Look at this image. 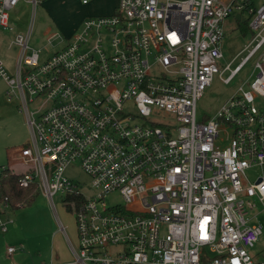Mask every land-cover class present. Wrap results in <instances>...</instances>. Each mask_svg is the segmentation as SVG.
<instances>
[{"label": "built area", "instance_id": "obj_1", "mask_svg": "<svg viewBox=\"0 0 264 264\" xmlns=\"http://www.w3.org/2000/svg\"><path fill=\"white\" fill-rule=\"evenodd\" d=\"M20 1L0 0V34ZM238 13L254 34L232 69L219 61ZM82 27L44 59L31 30L17 34L12 73L0 57L31 132L18 183H37L53 205L60 193L76 220L72 258L51 264H264L250 251L264 233V0H119ZM254 58L251 76L199 120L215 74L230 70V82ZM76 164L88 185L66 175ZM114 194L122 201L109 204ZM0 204L4 233L14 206L1 191Z\"/></svg>", "mask_w": 264, "mask_h": 264}, {"label": "rangeland", "instance_id": "obj_2", "mask_svg": "<svg viewBox=\"0 0 264 264\" xmlns=\"http://www.w3.org/2000/svg\"><path fill=\"white\" fill-rule=\"evenodd\" d=\"M262 1L256 0V4L260 5ZM85 11L82 0H38L36 4L29 0H21L11 10L12 29L4 30L0 34V57L7 64L9 72H13L20 53L19 47L11 44L17 34H27L31 30L29 45L31 49L39 51L40 59H44L64 47L68 39H73L83 29V22L93 17L87 15V18L81 19ZM245 16L248 18L247 14ZM80 19L83 21L79 26ZM225 27L223 57L219 63L222 66L231 62L230 66L234 69L246 55V51L242 52V50L251 39V32L245 33L235 16L227 20ZM254 63L255 58L249 61L230 82L222 80V76L226 78L230 70H226L222 76L215 74L212 83L198 101L199 120L219 110L237 88L251 76ZM10 91L11 88L6 81L0 79V171L5 164L9 163V151L31 142V132L26 113L21 109L20 98L11 92L13 96L9 99ZM30 106L32 108L34 105ZM126 109L132 113L136 112L133 105L127 106ZM19 114L25 123L24 126L20 124ZM13 169L21 172L23 166ZM255 170L248 171L252 180L258 174ZM65 173L81 184L88 185L90 182L89 176L78 164L69 166ZM63 200L64 198L58 193L54 196L55 204L53 205L40 188L31 204L9 211L8 217L12 221L9 223L8 230L0 233V264H51L64 261H52V259L54 254L71 252L67 235L74 245H77L78 232L74 213L67 208ZM120 201H122L120 196L115 194L107 198L109 204ZM0 208L2 209L1 204ZM3 216L6 217L5 214ZM259 219L264 221V214H259ZM61 224L65 225L66 232L62 230ZM59 240H61L60 245ZM263 244L264 233L250 248L251 253L259 254L264 248ZM11 246L15 248L13 252L8 251V247ZM260 254L264 256V251Z\"/></svg>", "mask_w": 264, "mask_h": 264}, {"label": "trees", "instance_id": "obj_3", "mask_svg": "<svg viewBox=\"0 0 264 264\" xmlns=\"http://www.w3.org/2000/svg\"><path fill=\"white\" fill-rule=\"evenodd\" d=\"M237 21L245 33H248L249 31L251 32L252 37L254 32L248 26V20L242 21L237 19ZM20 175V173L8 165H5L0 173V191L3 197H9L14 209L17 208L15 207V203L18 201H22L24 203L23 206L31 204L39 192V187L35 182L30 184L28 187H21L18 183Z\"/></svg>", "mask_w": 264, "mask_h": 264}, {"label": "crops", "instance_id": "obj_4", "mask_svg": "<svg viewBox=\"0 0 264 264\" xmlns=\"http://www.w3.org/2000/svg\"><path fill=\"white\" fill-rule=\"evenodd\" d=\"M82 4H83L84 8H86V11L84 12V14L81 15V17H82L81 19L84 20L85 18H87V15L100 16V15H110V14L115 13L117 10L119 1L118 0H90L88 3L82 2ZM81 19H80L79 26L81 25V22L83 21V20L81 21ZM68 41H69V39H68ZM19 119H20V124L24 126L25 123H24L22 117L20 116V114H19ZM19 149L20 148H15V149H12L11 151L8 152V160H9L8 166L11 167L12 169L14 167L23 166V170H25L26 166L21 161L18 160ZM5 165H7V164H5ZM260 209H261V206H260ZM260 214H264V212L262 211ZM260 221L264 225V221H262V220H260ZM60 243H61V240H59V245H60ZM263 251H264V248L262 250H260L259 254L254 255V257L258 260H264V256H262L263 254H260ZM52 252L54 253V250H52ZM53 258L54 259H52V261H54V260L68 261L72 258V252H69L67 254H65V253H59L58 254L57 253V254H54Z\"/></svg>", "mask_w": 264, "mask_h": 264}, {"label": "water", "instance_id": "obj_5", "mask_svg": "<svg viewBox=\"0 0 264 264\" xmlns=\"http://www.w3.org/2000/svg\"><path fill=\"white\" fill-rule=\"evenodd\" d=\"M241 16H240V14L238 13L237 15H236V18L237 19H239Z\"/></svg>", "mask_w": 264, "mask_h": 264}]
</instances>
